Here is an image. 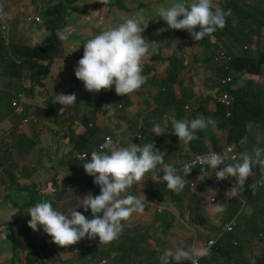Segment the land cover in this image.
<instances>
[{"label": "clouds", "instance_id": "clouds-1", "mask_svg": "<svg viewBox=\"0 0 264 264\" xmlns=\"http://www.w3.org/2000/svg\"><path fill=\"white\" fill-rule=\"evenodd\" d=\"M222 1L224 0H216L214 3L213 0H173L170 5L156 9L152 15V18L159 17L165 22L161 21L163 23L161 28L153 29L147 26L149 20L145 23L141 9L133 17L124 18L117 25L100 31L83 43L81 58L78 51L66 57V62L72 64L69 67L66 63V70L55 83L56 96L50 101L49 106L40 107L38 111L31 108L36 98L33 96L34 87H43V81L55 72L53 68L56 57L55 39L66 41L71 36L68 29L57 30V27L64 19V15L74 13L80 8L75 5L77 0L73 2L60 0L56 5H49L42 11L43 27L50 33L42 42L39 41L41 33L35 32L27 24H24L25 29L20 34L0 38V65L5 67L11 81L26 79L30 83L24 84L22 90L16 92L15 83L11 82V88H7L4 86V80H0V93L14 94L13 99L0 100V103L5 102V109L0 110V126L13 124L14 118L20 116L17 127L21 134L16 136L11 130H2L0 136L12 152L21 156H25L36 146V141L27 136V128L39 126L40 118L44 117H54L60 122L68 106H85L87 104L81 102L91 98L97 100L95 108L99 110H107L117 105L123 107L125 103L131 115L140 108L146 101L145 98L133 101L125 95L136 91L141 95L148 86L149 73L154 70V66L148 62L154 52V43L159 39L166 41L170 37V33L164 32V28L175 32L179 38L190 42L191 45H201L205 55L203 62L216 66L220 72L226 71L220 74L225 76L223 86L217 87L214 83L208 89L212 100L209 107L207 106L206 117L196 113V117L191 119L194 110L188 116L189 121L173 119L172 136L169 134L161 136L165 134L163 128L160 124L154 123L152 131L155 135L142 146L134 144L137 137L133 141L123 142V136L120 134L126 129H121L116 133L117 138L107 135L94 148H89L87 132L77 136L75 131L71 134L61 131L59 139L62 147L57 159L73 151L71 163L73 168L79 167L77 175L84 174L89 180L94 178L93 183L99 186L100 192L97 195L87 194L79 199L77 207L83 208L84 211H79L76 207H67V212H64L54 207L48 199L40 202L31 201L30 203L34 205L29 207L27 212L31 217L28 220L31 229L34 231L42 229L51 237L52 242L59 246L75 244L85 237L89 239L98 237L99 243L103 244L115 243L121 239L126 227L136 216L148 211L155 199H161L159 188L156 187L159 181L165 182L167 189L177 194H185L197 185L199 188L202 185L199 182L205 183L204 179L208 173L213 172L216 177V190L212 192L213 187L210 186L204 191L210 193L206 207L209 209L208 219L195 222L194 225L204 226L211 223L218 231L211 232L208 242L202 245L194 244L193 248L181 247L179 244L185 241L175 240L178 247L167 248L160 256L156 250L154 256L158 264H230L226 261H217L213 257L224 245L225 238L237 227L235 221L228 222L223 216L226 209L222 205L221 196L218 195L219 184L225 178L234 177L239 185L244 186L249 180L247 178L252 175L253 180L258 183H254L255 188L252 190L244 188L247 195L249 192L255 194L259 190H264V65L263 73H253L252 78L248 79L254 83L243 80L250 74L243 75L239 81L234 79L233 64L236 59L243 58L249 53V49L246 46L237 48L224 36L223 32L228 28L226 16L230 14V10L226 12L219 7ZM18 2L19 0H0V8L6 7L14 15H18L22 8L20 16L23 20L34 5L23 6ZM48 11H57L60 14L58 18H52L54 23L52 29L47 27ZM32 18L27 17L26 20L29 22ZM34 20L41 22L40 17ZM159 32L160 36L157 35ZM30 37L34 40L30 47L15 43L18 38ZM50 44L51 56L49 58L40 56L39 49ZM213 45L216 46L215 50ZM172 47L175 49V44ZM180 51L183 53L182 49ZM8 53L11 59L8 58ZM177 53L178 51L172 58L169 73L178 65L177 75L181 77L188 62L177 57ZM256 53L260 54L261 51ZM183 87L182 80L175 81L161 97L156 98L155 102L178 99L177 101L187 104ZM242 118H246L244 124ZM76 126L77 124L74 125ZM240 127L244 130L255 128L256 131L247 139L209 138L212 143L199 144L208 139L203 132L214 128L217 131L228 128L232 134ZM200 130L203 131L196 134ZM91 133L96 134V131L92 130ZM219 142L224 145L223 151L217 149ZM173 148L176 150L170 157H166V150ZM86 149H89L88 152H84ZM187 156H192L194 160L185 162ZM54 163L58 166L56 162ZM5 165L7 166V162ZM52 166L54 164H50V167ZM202 167L212 170L196 173ZM146 173L149 174V182L143 180ZM10 176L11 183L7 185L3 173H0V189L5 188L3 197H17L21 194L23 183L21 179L22 176L26 177L25 173H20L14 167ZM16 181L19 185H16ZM60 185L62 180L58 187ZM2 205L1 198L0 207ZM15 208L17 202L3 209L12 211ZM89 210L91 216L86 217L84 214L89 215ZM174 212L179 215L177 223L181 226L184 222L182 214L178 209H174ZM231 226L233 229H230ZM132 234L140 238L139 245L144 247L143 253L148 254L151 245L142 243L144 234L141 231ZM194 239L196 242L197 239L193 235L191 240ZM106 261L103 260L100 264Z\"/></svg>", "mask_w": 264, "mask_h": 264}, {"label": "rangeland", "instance_id": "rangeland-1", "mask_svg": "<svg viewBox=\"0 0 264 264\" xmlns=\"http://www.w3.org/2000/svg\"><path fill=\"white\" fill-rule=\"evenodd\" d=\"M20 1L33 4L34 6L32 7L29 14L25 16V19L19 20V23L27 24V26L31 27L35 32L41 33V39L39 41L42 42L43 39L48 38L50 35V33L43 27L44 19L42 16V11L49 5H56L60 0ZM89 1L90 0H77L75 5L80 7V12L73 13L71 15H64V19L58 25L57 30L68 29L71 32V36L66 41L55 39L56 57L53 61V68L55 69V72L43 81V87H34L33 96H36V98L33 97L35 104L34 106H31L32 109L35 108V110L38 111V108L40 107L49 106L50 101L56 96L54 85H56L55 83L58 82L62 73H64L66 70V57L77 52L92 34L119 22L120 19L114 18L113 20L111 18L114 13L110 9H103L97 12H95L96 9H90L88 12L81 10L87 5ZM215 1L216 0H213V3ZM172 2L173 0H166L164 3H162L161 0H136V7L138 10H143L144 19L146 22L149 20L147 24L150 25L152 21L159 22L158 18H152L155 10L168 6ZM246 3L249 5L247 18L243 19L241 22L239 15H235L232 19V21L235 23L238 22L239 26L241 23L240 29L242 30L246 28V25L250 19L261 13H264V0H259L258 2H255L254 0H246ZM27 17L33 18L28 22L26 20ZM36 17H40L41 22H36L34 20ZM69 19L72 21H69ZM8 25L10 29H15V25L11 23H8ZM164 32L170 33V37L166 41H161V39H159L156 43H154V52L148 61L149 64L154 66V70L150 73V82L148 86L140 95V97H138L146 99V102H144L140 108L131 113V115H129V111L126 108L125 103L123 104V107L117 105L111 106L107 110H99L95 108L97 106V100L89 98L88 101L81 102L82 104H87L85 106H68V109L63 113V117L61 118L62 120L60 122L54 117L40 118L39 126L27 128L26 134L36 141V146L31 152L25 154L23 162L21 163L18 161V159L13 155L10 157H7L6 155V158H4V162H7V166L5 167L3 173V178L6 184L8 185L11 183L10 172H12V168L14 167L17 168L20 173L28 172L35 174L36 179H39L42 184L44 181L55 180L57 186V179L60 178L62 180L61 189H65L67 191L56 193V197L61 199L62 196H65L63 204L66 207L73 206L79 211H84L83 208L77 207L79 204V199H82L87 194H97L91 189H87L85 192L83 190L73 189L66 180V178L73 173V163H71L73 151L63 156L61 159L52 157V154L57 155L60 151V148L62 147V143L59 139L61 131H64L67 134H71L72 131H75L77 136L83 132H87L89 137V148H94L99 141L104 139L105 136L111 135L114 138H117L118 136L116 133L121 129H126V131L120 134L123 136V142L133 141L137 137V141L134 144L142 146L143 143H148L149 139L155 135V133L152 131L154 123L160 124L163 128L165 134H161V136H167L168 134L172 136L174 134L171 132V122L173 119L189 121L188 116L196 109V107L200 105L209 107L212 98L208 94V89L211 88L212 84L216 83L221 72L217 70L216 66L203 62L205 55L201 45H191L190 42L179 38L175 32H171L167 28H164ZM157 35L160 36L161 32H159ZM258 35L261 36L260 39H258ZM76 38L78 39L76 40ZM242 42L250 51H261L260 54L264 55V35L256 34V36L251 37L247 33L245 38L242 39ZM15 43L21 44L23 47H30L33 45L34 40L31 37L18 38L15 40ZM173 44H175V49L172 47ZM180 49L183 50V53H181ZM177 51V57L183 58L185 62H188V65L185 66L181 73V77L176 73V75H174L176 81L181 82L182 80V84L184 85L182 91L183 95L187 96L186 103L188 105L185 104L182 106L181 110L174 109L172 112H167L165 110L155 112L153 111V106L156 104V95L159 90L158 84L167 78L170 71L172 58ZM8 58L11 59L10 53H8ZM71 64L72 63H67V66L70 67ZM253 73L243 80L252 78ZM233 77L237 81L241 79V77ZM65 78H67V76ZM0 80H4L6 85H9L11 82L15 83L16 87L14 91L16 92L21 91L24 84L30 85L29 81L26 79L11 81L3 65H0ZM138 98L133 99V101H136ZM0 100H2L1 97ZM174 100L176 102L178 99ZM175 102L172 104L173 106H176ZM133 103L134 102H132V104ZM85 121H87L88 124ZM241 121L244 124L246 122V118H242ZM19 122L20 116H16L13 120V124L0 126V134L2 130H11L14 135H21L18 132L17 127ZM76 124L77 126L74 127ZM92 130H95L96 134H92ZM203 133L206 134L205 138L211 139H228L232 135L228 128L222 132H219L216 130V128H214L211 131H206ZM88 150L89 149H86L84 152H88ZM175 150L176 148L167 149L165 152L166 157H170V155ZM249 151L250 150L248 149L247 152ZM45 158H51L58 164V167H56L55 171L51 170V167L47 164ZM22 178L24 177L22 176ZM247 179L252 180L254 183H258L257 181L253 180L252 175H250ZM143 180L145 182H149L150 179L148 173L145 174V178ZM204 180L205 183H202L201 181L199 182L202 184L201 187L207 188L212 186V192H214L217 186L215 174L213 172L208 173ZM22 181V189L20 191L22 195H29L33 201L37 200L40 202L43 200L41 194L43 192L42 190L46 189L45 187L35 190L34 188L32 189V184L29 180ZM209 182H211V184ZM223 183L227 184V178L223 179ZM157 184L156 187L159 188V192H163L164 194L161 195V198L164 201L161 199H155L154 202L149 206L148 211L136 216L129 223L124 231L123 236L127 233H129L130 236L131 233H137V231H141L144 234L142 243L146 245L150 244V249L153 247L158 250V256H160L167 248L178 247L175 240L182 239L185 242H182L179 245L181 247L187 246L190 248H193L194 244L202 245V243L208 242L211 232H217L218 228L211 223H207L204 226H196L194 223L208 219L209 209L206 207L210 193L201 192L197 185L193 190L185 194H177L175 192L165 190L163 182L159 181ZM51 190L52 189H49L48 192ZM4 191V187L3 189H0V199L2 198L4 203H15V201H18V198L16 197H3ZM31 200L29 201V204ZM174 209H178L182 214L184 222L181 226L179 223H177V217L179 215L175 214ZM257 211L260 212V208L258 206ZM14 215L15 212H11L8 209H0V229L9 227L12 220L14 222L22 221L26 225L27 216L28 218H31L27 214L22 218H18L16 216L14 218ZM258 215L263 216V214ZM252 217V214L249 212L239 215L236 233L228 236V238L225 240V242L230 244L235 251L242 253L245 257H249L250 252L248 251V248L245 249L244 246L249 247L255 246L256 244L254 241L255 229ZM166 222H170L171 226L168 227ZM15 228H18V225H16ZM191 232L193 233L191 234ZM193 235L197 239L196 242L195 239L191 240ZM120 240L113 244L119 243ZM18 243L21 244V249L17 258V262H19V264H25L23 257L24 248L22 245V237L19 239ZM95 243H99V240L96 241V238H83L77 241L74 246L80 250L83 247L91 248ZM247 243H250V245H246ZM258 243L264 245V237H261V240ZM99 244L101 246L113 245L102 243ZM263 245H260L259 250H262ZM222 248L223 246H221L220 254L223 252ZM79 252L80 251L65 249L63 252H60L54 260H48V262L51 263L53 261H59L61 262L59 264H100V262L103 260H107L104 264H109L111 262L110 258L102 259L101 257H98L94 261H92L90 258L80 259ZM153 252L155 253L154 250ZM260 254L261 253H257L254 255L255 260L253 264L256 262ZM12 256L13 247L11 249L9 248L3 254V257L0 258V264H10ZM113 256H115V254ZM147 260L148 256H139L131 261H128L126 264H146ZM44 262L46 261H42L41 264H44Z\"/></svg>", "mask_w": 264, "mask_h": 264}, {"label": "trees", "instance_id": "trees-1", "mask_svg": "<svg viewBox=\"0 0 264 264\" xmlns=\"http://www.w3.org/2000/svg\"><path fill=\"white\" fill-rule=\"evenodd\" d=\"M74 0H72L73 2ZM166 0H161L162 3H164ZM255 2H258L259 0H254ZM241 2V3H240ZM253 5V4H252ZM61 7L65 8V6L61 5ZM221 9L224 11L230 10V14L226 16V25L228 26L227 29L223 32L224 36L234 45L237 46V48H242L245 46L242 42V39L245 38L246 34L248 33L251 37L256 35V34H262L264 30V13H261L257 15L256 17L252 18L249 20V22L246 25V28L244 30L240 29V26L238 25V22L235 23L232 21L233 17L235 15H239V18L241 19V22L243 19L247 18L248 16V10H249V5L246 3V0H224L221 2L219 5ZM75 10L77 8H74ZM90 9H96L95 12L101 11L103 9H110L113 11L114 15L111 17L113 20L114 18L120 19L118 23L122 22L124 18H129L133 17L135 13L138 10L136 7V0H90L85 7H83L81 10H84L85 12H88ZM239 9V10H238ZM80 12V8L77 9L76 12ZM73 14V13H71ZM69 14V15H71ZM22 15V8H20L19 14L14 15L10 10H8L6 7L0 8V38L8 36V35H17L20 34L24 29L25 26L24 24H20L19 20L21 19ZM59 12L57 11H48L46 14V22H47V27L49 29L53 28V20L52 18H58L59 17ZM159 19V22H153L147 26H150V28L153 27V29H158L161 28V24L165 23L162 19L159 17H156ZM145 20V19H144ZM72 21V20H70ZM161 21L163 23H161ZM8 23H11L15 25V29L12 30L9 28ZM118 23L112 25L115 26ZM145 23H147L145 21ZM110 26V27H112ZM109 28V27H107ZM106 29V28H105ZM104 29H101L102 31ZM100 31L92 34L89 38L92 36L98 34ZM258 39L261 38L260 35L257 36ZM88 38V39H89ZM78 38H76L77 40ZM215 47L213 45V50H215ZM51 44L48 45L47 47H43L39 49L40 56L44 58H49L51 56ZM249 53H247L243 58H238L233 64V71L235 72L233 76L236 78H240L243 75L246 74H252L254 73H263L262 67L264 65V55L256 53L254 50L250 51L248 50ZM79 57L81 58L83 55V45L80 47L78 50ZM179 66L176 65L173 72L174 73H169L167 78L164 79L161 83L158 84L159 90L157 92L156 98L161 97V94H163L167 89L171 88L176 81L174 78V75L178 73ZM221 72H226V71H221ZM176 73V74H175ZM150 74V73H149ZM225 76L220 75L217 78V81L215 85L217 87H222L224 82ZM149 82H150V77H149ZM5 87L11 88V84L6 85L4 84ZM1 99H13L14 94H6L1 92L0 93ZM126 98H129L131 100L140 97L139 93L133 92L131 94L125 95ZM142 99L138 98L137 100ZM146 102V101H145ZM175 102V100H172L170 102L167 101H157L155 102L156 104L153 106V111L158 112L161 110H165L167 112H172L174 109L181 110L182 106L185 105V102L183 101H176V106H173L172 104ZM196 113H201L203 114L204 117H206V114H208V109L207 106L200 105L196 107L195 113L191 114V119L196 117ZM236 124V122H234ZM203 130L197 131L196 134L201 133ZM217 149L219 151L224 150V145L219 142L217 145ZM52 157L57 159L56 154H52ZM191 160H194L192 156H187L185 162H190ZM48 163L54 164V166L51 167L52 171L56 170V167H58L54 161L51 158H48L47 160ZM50 164H48L50 166ZM6 165L1 169L0 173H4ZM58 170V169H57ZM79 170V167L73 168V174L72 176L68 177V180L78 183L80 180L84 178L83 176H78L77 171ZM212 169H205V168H200L196 173H202L203 171H209ZM27 178H30L31 180L30 183L32 184V189H41L42 187H45L46 189L42 190V199H48L53 203V206L56 207L59 210H63L64 212H67V207L63 204V200L65 199V196H62L61 199H58L56 197V193L58 192H66L67 190L58 188L60 178L57 179V186L55 180H48L44 181L43 184L39 179L33 178L36 177L35 174L32 173H25ZM163 175V169H161V176ZM34 180H33V179ZM93 179L91 180L89 186L93 187V190L96 192V194H99L100 189L99 186L93 183ZM161 182H163L161 180ZM164 183L165 190L173 192L169 189L166 188V184ZM16 185H19L16 181ZM49 189H52L50 192ZM227 189V190H226ZM34 190V191H35ZM199 190L205 191L206 188H202L199 186ZM83 191H87L86 189H83ZM235 193V195H234ZM53 195V196H52ZM161 195H164L163 192H161ZM218 195L221 196L222 199V205L225 207L226 211L223 213V216L228 222L235 221L234 223L237 225L238 223V216L242 215L245 207L248 203V199L250 198L247 195V192L245 191L244 187L238 184V182L235 180L234 177L227 178V184L223 183V180H221V183L219 184V190H218ZM16 198H18L17 202V208L13 209L11 212H15V216L18 218H22L23 216H26L29 207L33 206L34 204L30 203L29 200L31 199L29 195L22 196L19 194ZM161 200H163L161 198ZM210 198L208 197L209 201ZM33 202V200H31ZM35 202H38L37 200H34ZM164 201V200H163ZM15 203L9 202V203H4L0 207V209L5 208L7 205H15ZM73 207V206H71ZM74 208V207H73ZM76 210V209H75ZM77 211V210H76ZM89 215L84 214L86 217L91 216L90 210L88 211ZM28 215V214H27ZM102 215V214H98ZM13 218V219H14ZM28 218L27 216V223L26 225L22 221H17L14 222L13 220L11 221V225L5 229L1 228V237H0V258L3 257V254L10 248L13 247V256L10 260V264H19L17 262L18 255L20 253L21 249V244L18 243L19 239L22 237L23 238V257L25 264H41L42 261L44 264H59L61 262L59 261H53L51 263L48 262V260H54L56 256L59 255L60 252H63L65 249H74L79 252L80 259H88L90 258L92 261L97 259L98 257H101L102 259L110 258L111 262L109 264H118L119 262L127 263L128 261L133 260V257L137 255L139 256H148V260L146 264H158V260H156L154 254L156 253V249L152 247L150 249L148 254L143 253L144 247L139 245V237H135L132 235L129 236V233L125 234L122 239L120 240L119 243L113 244V243H108V244H113L111 246H101L99 243H95L91 248L88 247H83L82 249H77L74 244L69 245V246H59L55 243L52 242L51 237L43 232L42 229L34 231L28 226ZM252 221H254V229L256 233V238H261L264 237V223L260 218H252ZM222 223L224 221H221ZM18 225V228H15V226ZM166 225L168 227L171 226L170 222H166ZM235 228L231 232V235L235 234ZM85 237L84 239H86ZM99 238L96 237V241H98ZM103 244V243H102ZM155 251V253L153 252ZM115 254V256H113ZM230 255L233 257V259L238 260L237 257V251H235L232 247L230 250ZM262 257L258 261L257 264H264V249L262 251ZM136 258V257H134Z\"/></svg>", "mask_w": 264, "mask_h": 264}, {"label": "crops", "instance_id": "crops-1", "mask_svg": "<svg viewBox=\"0 0 264 264\" xmlns=\"http://www.w3.org/2000/svg\"><path fill=\"white\" fill-rule=\"evenodd\" d=\"M19 4L26 6L27 2L24 1H20L18 2ZM264 33V30H263ZM245 82H251L254 83L253 81L247 80ZM257 82H261V80H257ZM5 109V102L0 103V110H4ZM248 114H251V112H248ZM242 115H244V113H242ZM227 128H224L222 130H220L219 132L224 131ZM230 131V129H229ZM256 129H252V130H244L242 127L238 128L236 132L232 133V140L235 139H239L241 137L244 138H248L249 135H251V133H255ZM213 141H211V139H205L203 141H201L199 144L204 145L205 143H212ZM10 157L11 155H13L15 158L18 159V161H20L22 163L24 156L21 155H16V153L12 152L9 148L7 143L4 141V139L0 136V171L1 169H3V167L6 164V161L4 162V158ZM36 178V177H33ZM32 178V179H33ZM21 180H31L30 178L24 177ZM70 184V186L73 189H79V190H83V189H91L93 190V187H90L89 184L91 182V180H89L88 178L84 177L82 180H80L78 183H74L70 180H67ZM60 188H62V185L59 186ZM245 189H254V182L252 180H248L246 185H244ZM58 189V187H57ZM248 197L250 198V200L248 199V203L245 207V210L243 212L244 213H251L252 214V218H260L262 220V222L264 223V190H259L257 191L255 194H251L250 192L248 193ZM10 205V204H9ZM257 206L260 208V212L257 211ZM258 214H263L262 215H258ZM235 231H237V227L235 228ZM230 236V235H228ZM228 236L225 238V240L228 238ZM256 233H255V237H254V241L256 242L255 246H244L245 249L248 248V251L250 252V256L249 257H245L242 253L237 251V257L238 260L233 259V257L230 255V250H231V245L228 243H224L223 245V252L222 254H220V251L217 254H214L213 257L217 260V261H221L224 262L226 261V263L230 262V264H253L254 262V255L257 253H261L260 256L257 258L256 262L254 264H257V262L261 259L262 255V251H263V247L264 245L261 243H258L261 238H256ZM224 240V241H225ZM246 245H250V243H247ZM260 245H263L262 250H259Z\"/></svg>", "mask_w": 264, "mask_h": 264}, {"label": "built area", "instance_id": "built-area-1", "mask_svg": "<svg viewBox=\"0 0 264 264\" xmlns=\"http://www.w3.org/2000/svg\"><path fill=\"white\" fill-rule=\"evenodd\" d=\"M231 150H232V148H230ZM230 229H233V226H231V228Z\"/></svg>", "mask_w": 264, "mask_h": 264}]
</instances>
